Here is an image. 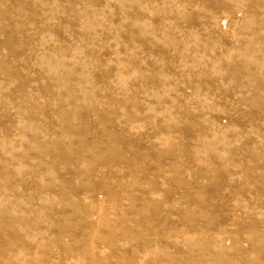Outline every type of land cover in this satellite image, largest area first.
<instances>
[{"label":"rangeland","instance_id":"374dc122","mask_svg":"<svg viewBox=\"0 0 264 264\" xmlns=\"http://www.w3.org/2000/svg\"><path fill=\"white\" fill-rule=\"evenodd\" d=\"M0 42L1 264H264V0H0Z\"/></svg>","mask_w":264,"mask_h":264},{"label":"bare ground","instance_id":"6f19581e","mask_svg":"<svg viewBox=\"0 0 264 264\" xmlns=\"http://www.w3.org/2000/svg\"><path fill=\"white\" fill-rule=\"evenodd\" d=\"M197 1H198V0H197ZM191 2H192V1H191ZM205 2H207V1H205ZM203 3H204V2H203ZM203 3H202V4H203ZM207 4H208V3H207ZM196 6H197V5H196ZM164 7H165V6H164ZM197 7H198V6H197ZM205 7H206V6H205ZM165 8H166V7H165ZM165 8H164V9H165ZM208 9H209V8H208ZM166 10H167V9H166ZM166 10H165V11H166ZM203 10H204V9H203ZM178 11H179V10H178ZM198 11H199V10H198ZM5 17H6V16H5ZM6 18H8V17H6ZM170 29H171V28H170ZM153 30H154V29H153ZM157 30H158V29H157ZM3 31H4V29H3ZM7 31H8V30H7ZM124 31H125V30H124ZM128 31H129V30H128ZM159 31H160V30H159ZM3 33H4V32H3ZM151 34H152V33H151ZM258 37H259V36H258ZM163 38H164V37H163ZM124 39H126V38H124ZM124 39H123V40H124ZM257 39H258V38H257ZM127 40H129V39H127ZM136 40H137V39H136ZM141 40H142V39H141ZM5 41H6V40H5ZM139 41H140V40H139ZM134 42H135V41H134ZM147 42H148V41H147ZM173 42H174V41H173ZM0 43H1V42H0ZM2 43H5V47H6V42H2ZM3 46H4V45H3ZM3 50H4V49H3ZM256 88H257V87H256ZM24 117H25V116H24ZM26 118H27V117H26ZM22 119H24V118H23V115H22ZM24 122H25V120H24ZM7 130H9V129L7 128V129H6V132H7ZM18 130H19V129H18ZM20 131H21V129H20ZM71 136H72V135H71ZM73 137H74V136H73ZM115 142H116V140H115ZM116 143L118 144V142H116ZM112 144H113V143H112ZM117 144H116V145H117ZM95 146H96V145H95ZM83 148H84V147H83ZM112 148H113V147H112ZM112 148H110V149H112ZM88 149H89V148H88ZM105 149H106V148L104 147V150H105ZM93 150H95V148H94ZM93 150H92V148H91V151H93ZM96 150H98V149H96ZM96 150H95V151H96ZM108 150H109V148H108ZM95 151H94V153H95ZM111 151H112V150H111ZM84 152H85V151H84ZM97 152H98V151H97ZM99 152H101V150H100ZM99 152H98V153H99ZM105 152H106V151H104L103 156H104ZM92 154H93V152H92ZM92 154H91V155H92ZM96 154H97V153H95V155H96ZM84 156H85V155H84ZM100 156H101V155H100ZM82 157H83V155H82ZM91 157H92V156H91ZM98 157H99V156H98ZM96 158H97V157H96ZM107 166H109V164H108ZM113 166H114V165H113ZM117 167H119V166H117ZM117 167H116V169H117ZM120 167H121V166H120ZM108 168H110V167H108ZM121 168H122V167H121ZM54 169H55V168H54ZM114 169H115V168H114ZM116 169H115V170H116ZM55 170H56V169H55ZM108 170H109V169H108ZM120 170H121V169H120ZM121 171H122V170H121ZM123 171H124V170H123ZM132 171H133V170H132ZM55 172H56V171H55ZM118 172H119V171H118ZM126 172H127V171H126ZM58 173H59V172H57V174H58ZM127 175H128V174H127ZM130 175H131V174H130ZM137 175H138V174H137ZM1 176H2V175H1ZM55 176H56V175H55ZM58 177H59V175H58ZM4 178H5V177H4ZM137 178H138V177H137ZM60 179H61V178H60ZM60 179H59V180H60ZM127 180H128V179H127ZM133 180H134V179H133ZM131 181H132V180H131ZM134 182H135V181H134ZM139 182H140V181H139ZM252 183H253V182H252ZM60 184H61V183H60ZM62 184H63V183H62ZM135 184H136V183H135ZM3 185H4V184H3ZM5 185H6V184H5ZM128 185H129V184H128ZM130 185H131V184H130ZM1 186H2V184H1ZM1 186H0V187H1ZM4 188H7V187H4ZM7 189H8V188H7ZM61 189H62V188H61ZM61 189H60V190H61ZM159 189H160V188H159ZM4 190L6 191V189H4ZM8 190H9V189H8ZM188 190H189V189H188ZM0 191H1V190H0ZM8 192H9V191H8ZM154 192H155V191H154ZM186 192H187V191H186ZM184 193H185V192H184ZM185 195H186V193H185ZM128 196H129V195H128ZM182 196H184V195H182ZM132 197H133V196H132ZM150 198H151V197H150ZM182 198L185 199V197H182ZM136 199H138V198H136ZM151 199H152V198H151ZM186 199H187V198H186ZM186 199H185V200H186ZM127 200H129V199H127ZM133 201H134V200H133ZM138 201H139V200H138ZM140 201H141V200H140ZM142 201H143V200H142ZM177 201H178V199H177ZM1 202H2V201H1ZM148 203H149V202H148ZM144 204H145V203H144ZM149 204H150V203H149ZM151 204L154 205L153 203H151ZM132 205H133V203H132ZM142 205H143V203H142ZM142 205H141V206H142ZM193 206H194V205H193ZM146 207H147V206H146ZM151 207H152V206H151ZM151 207H150V208H151ZM153 207H154V206H153ZM141 208H143V206H142ZM130 210H131V209H130ZM115 212H116V211H115ZM123 212H124V211H123ZM137 212H138V211H137ZM139 212H140V211H139ZM139 214H140V213H139ZM154 214H155V213H154ZM136 215H138V213H137ZM140 215H141V214H140ZM140 215H138V216H140ZM150 216H151V215H150ZM141 217H142V216H141ZM141 217H137V219L140 221L139 218H141ZM128 218H129V217H128ZM151 218H152V216H151ZM151 218H150V219H151ZM148 219H149V218H148ZM150 219H149V220H150ZM128 220L131 221L130 218H129ZM141 220H142V219H141ZM13 221H14V220H13ZM142 221H146V220H142ZM151 221H152V219H151ZM10 222H11V221H10ZM10 222H8V223H10ZM16 222H17V221H16ZM133 222H134V221H133ZM12 223H13V222H12ZM131 223H132V222H131ZM137 223H139V222H137ZM137 223H136V225H137ZM141 223H143V222H140V224H141ZM13 224H14V223H13ZM18 224H19V223H18ZM134 224H135V222H134ZM134 224H133V228L136 227V225H135V227H134ZM140 224H138V225H139L138 227H142V226H143V225L140 226ZM8 225H9V224H8ZM88 225H89V224H88ZM123 225H124V224H123ZM11 226H12V225H11ZM11 226L9 225V227H11ZM89 226H90V225H89ZM89 226H88V227H89ZM90 227H91V226H90ZM13 228H14V227H13ZM133 228H132V229H133ZM9 229H10V228H8V229L6 228V229H4V230H8V231H10ZM126 229H127V228H126ZM135 229H136V228H135ZM141 229H143V228H141ZM149 229H150V228H149ZM4 230H3V231H4ZM68 230H69V229H68ZM68 230H67V231H68ZM71 230H72V229H71ZM144 230H145V229H144ZM62 231H63V230H62ZM134 231H135V230H134ZM193 231H196V230H193ZM69 232H70V231H69ZM69 232H68V233H69ZM124 232H125V231H124ZM129 232H130V231L127 232V235L129 234ZM132 232H133V231H132ZM136 232H137V231H136ZM141 232H143V231H141ZM144 232H145V231H144ZM155 232H156V231H155ZM71 233H73V232L71 231ZM147 233H148V232H147ZM151 233H152V230H151ZM6 234H7V233H6ZM69 234H70V233H69ZM139 234H140V233H139ZM141 234H142V233H141ZM152 234H153V233H152ZM4 235H5V234H4ZM71 235H72V234H71ZM71 235H70V236H71ZM117 235H120V234H117ZM129 235H130V234H129ZM131 235H132V234H131ZM144 235H145V234H144ZM147 235H148V234H147ZM12 236H14V235H11V237H12ZM76 236H77V235H76ZM76 236H75V238H77ZM124 236H126V235H123V237H124ZM137 236H138V235H137ZM137 236H136V237H137ZM140 236H141V235H140ZM142 236H143V235H142ZM73 237H74V236H73ZM116 237H117V236H116ZM116 237H115V238H116ZM120 237H122V236L120 235ZM113 238H114V237H113ZM115 238H114V239H115ZM139 238H140V237H139ZM9 239H10V238H9ZM72 239H73V238H72ZM109 239H110V238H109ZM118 239H119V238H118ZM118 239H117V240H118ZM133 239H134V238H133ZM137 239H138V238H137ZM141 239H143V238H141ZM144 239H145V237H144ZM73 240H74V239H73ZM128 240H129V239H128ZM128 240H127V241H128ZM131 240H132V239H131ZM74 241H75V240H74ZM111 241H112V240H111ZM129 241H130V240H129ZM135 241H136V240H135ZM144 241H145V240H144ZM76 242H78V241H76ZM116 242H117V241H115V243H116ZM125 242H126V241H125ZM137 242H138V241H137ZM137 242H136V243H137ZM149 242H150V241H149ZM105 243H106V242H105ZM111 243H112V242H111ZM127 243H128V242H127ZM142 243H143V242H142ZM146 243H147V242H146ZM78 244H79V243H78ZM130 244H131V243H130ZM144 244H145V243H144ZM131 245H132V244H131ZM127 248H128V247H127ZM146 248H147V246H146ZM154 249H155V248H154ZM147 250H149V248H148ZM151 250H152V249H151ZM109 251H110V250H109ZM147 252H148V251H147ZM150 252H151V251H150ZM152 252L154 253V251H152ZM107 253H108V252H107ZM146 254H147V253H146ZM151 254H152V253H151ZM104 255H105V253H104ZM106 255H107V254H106ZM108 255H109V254H108ZM146 256H147V255H146ZM150 256H152V255H150ZM105 257H106V256H105ZM146 258H147V257H146ZM211 259H212V258H211ZM157 261H158V260H157ZM157 261H156V263H158ZM1 263H2V262H1ZM1 263H0V264H1ZM88 263H89V262H88ZM144 263H146V262H144ZM168 263H169V262H168ZM211 263H212V262H211ZM150 264H152V263H150Z\"/></svg>","mask_w":264,"mask_h":264}]
</instances>
